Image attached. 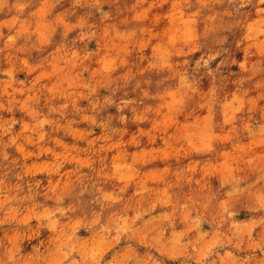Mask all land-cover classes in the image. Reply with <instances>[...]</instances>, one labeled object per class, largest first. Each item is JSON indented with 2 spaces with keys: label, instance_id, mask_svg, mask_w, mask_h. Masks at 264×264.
I'll list each match as a JSON object with an SVG mask.
<instances>
[{
  "label": "rangeland",
  "instance_id": "rangeland-1",
  "mask_svg": "<svg viewBox=\"0 0 264 264\" xmlns=\"http://www.w3.org/2000/svg\"><path fill=\"white\" fill-rule=\"evenodd\" d=\"M0 264H264V0H0Z\"/></svg>",
  "mask_w": 264,
  "mask_h": 264
}]
</instances>
